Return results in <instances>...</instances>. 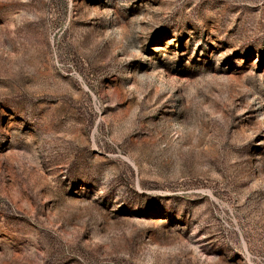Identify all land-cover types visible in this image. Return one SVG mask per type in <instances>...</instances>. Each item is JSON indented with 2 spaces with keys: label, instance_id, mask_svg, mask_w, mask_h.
<instances>
[{
  "label": "rangeland",
  "instance_id": "obj_1",
  "mask_svg": "<svg viewBox=\"0 0 264 264\" xmlns=\"http://www.w3.org/2000/svg\"><path fill=\"white\" fill-rule=\"evenodd\" d=\"M0 264H264V0H0Z\"/></svg>",
  "mask_w": 264,
  "mask_h": 264
}]
</instances>
